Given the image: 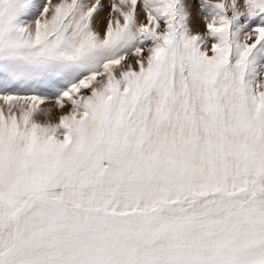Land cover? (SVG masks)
Here are the masks:
<instances>
[{
  "label": "snow or ice",
  "instance_id": "1",
  "mask_svg": "<svg viewBox=\"0 0 264 264\" xmlns=\"http://www.w3.org/2000/svg\"><path fill=\"white\" fill-rule=\"evenodd\" d=\"M0 264H264V0H0Z\"/></svg>",
  "mask_w": 264,
  "mask_h": 264
}]
</instances>
